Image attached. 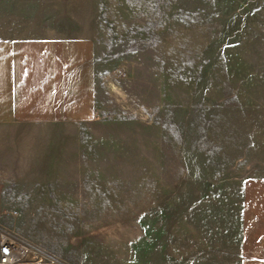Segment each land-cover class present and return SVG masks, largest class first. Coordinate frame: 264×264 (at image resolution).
I'll return each instance as SVG.
<instances>
[{"label": "rangeland", "instance_id": "obj_1", "mask_svg": "<svg viewBox=\"0 0 264 264\" xmlns=\"http://www.w3.org/2000/svg\"><path fill=\"white\" fill-rule=\"evenodd\" d=\"M98 113L0 213L42 264H241L264 177V0H92ZM2 0H0V27ZM36 264V263H25Z\"/></svg>", "mask_w": 264, "mask_h": 264}, {"label": "crops", "instance_id": "obj_2", "mask_svg": "<svg viewBox=\"0 0 264 264\" xmlns=\"http://www.w3.org/2000/svg\"><path fill=\"white\" fill-rule=\"evenodd\" d=\"M92 0H2L0 213L40 211L15 187L57 180L60 127L98 113ZM241 264H264V177L243 191Z\"/></svg>", "mask_w": 264, "mask_h": 264}, {"label": "built area", "instance_id": "obj_3", "mask_svg": "<svg viewBox=\"0 0 264 264\" xmlns=\"http://www.w3.org/2000/svg\"><path fill=\"white\" fill-rule=\"evenodd\" d=\"M42 264L41 253L7 231L0 237V264Z\"/></svg>", "mask_w": 264, "mask_h": 264}]
</instances>
